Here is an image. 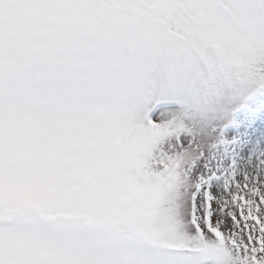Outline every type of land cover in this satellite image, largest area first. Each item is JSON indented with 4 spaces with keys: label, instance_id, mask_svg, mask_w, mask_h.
Here are the masks:
<instances>
[{
    "label": "snow or ice",
    "instance_id": "obj_1",
    "mask_svg": "<svg viewBox=\"0 0 264 264\" xmlns=\"http://www.w3.org/2000/svg\"><path fill=\"white\" fill-rule=\"evenodd\" d=\"M0 264H264V0H0Z\"/></svg>",
    "mask_w": 264,
    "mask_h": 264
}]
</instances>
